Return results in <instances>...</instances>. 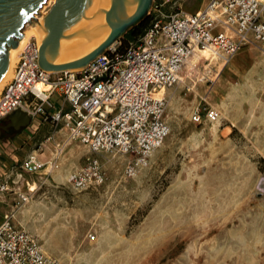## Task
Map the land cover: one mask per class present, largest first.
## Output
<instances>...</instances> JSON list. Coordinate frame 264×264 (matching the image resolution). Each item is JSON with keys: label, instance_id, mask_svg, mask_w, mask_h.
<instances>
[{"label": "rangeland", "instance_id": "374dc122", "mask_svg": "<svg viewBox=\"0 0 264 264\" xmlns=\"http://www.w3.org/2000/svg\"><path fill=\"white\" fill-rule=\"evenodd\" d=\"M200 1L169 0L161 12L193 13ZM137 40L129 30L120 42ZM210 64L201 58L184 84L166 91L171 132L133 177L126 173L132 157L91 154L67 137L57 141L65 144L59 171L28 175L21 169L26 157L51 159L55 145L28 131L3 140L1 173L22 175L21 192L35 188L17 225L62 264H264V58L247 46L227 65ZM51 103L59 109L62 100L54 95ZM200 104L220 119L193 122ZM90 160L99 161L106 181L76 191L68 179ZM16 198H1L3 216ZM89 235L97 241L90 243Z\"/></svg>", "mask_w": 264, "mask_h": 264}, {"label": "built area", "instance_id": "2783aa9c", "mask_svg": "<svg viewBox=\"0 0 264 264\" xmlns=\"http://www.w3.org/2000/svg\"><path fill=\"white\" fill-rule=\"evenodd\" d=\"M168 3L155 0L150 24L135 43H117L85 69L43 71L39 46L32 40L1 94L0 122L9 121L17 111L27 113L31 124L39 117L52 125L47 141L54 142L55 134L65 130L67 141L80 142L91 154L132 157L126 173L135 176L171 132L165 119L166 91L184 84L186 74L197 68L192 58L205 53L227 65L247 46L264 58V0H209L194 15L181 12L164 16L161 9ZM201 58L209 61L204 55ZM38 84L47 89L38 91ZM54 95L62 100L59 109L51 103ZM204 119L216 122L220 113L200 104L192 120L202 123ZM64 145L55 143L53 158L46 162L36 153L28 155L22 171L51 175ZM105 181L98 160H90L68 179L76 191L102 186ZM34 192L32 188L15 192L8 181H0V198L11 193L17 196L13 211L0 224V264H62L16 223L18 211L31 201ZM88 241L94 243L97 237L89 235Z\"/></svg>", "mask_w": 264, "mask_h": 264}, {"label": "water", "instance_id": "95a60500", "mask_svg": "<svg viewBox=\"0 0 264 264\" xmlns=\"http://www.w3.org/2000/svg\"><path fill=\"white\" fill-rule=\"evenodd\" d=\"M48 0H0V81L9 65V49L16 48L21 31L36 18ZM96 1L103 2L107 37L90 53L70 60H58L59 46L67 28L73 34L74 27L90 18ZM155 0H56L43 21L44 38L39 49V65L46 72H64L85 69L99 56L120 42L132 28L147 20ZM16 130L27 128L31 118L17 111L8 119Z\"/></svg>", "mask_w": 264, "mask_h": 264}, {"label": "bare ground", "instance_id": "6f19581e", "mask_svg": "<svg viewBox=\"0 0 264 264\" xmlns=\"http://www.w3.org/2000/svg\"><path fill=\"white\" fill-rule=\"evenodd\" d=\"M55 3L56 0H48L46 5L42 7L38 14L42 13L48 6L54 5ZM106 11V5L101 1H96L90 18L77 25V27H74L73 34H70L69 28H67L61 39L57 59H75L85 56L93 51L107 37L109 31L105 26ZM43 19L44 18H41L40 21L42 22ZM21 33L22 37L19 40L18 46L16 48L9 49V65L4 77L0 81V97L5 86L14 78L15 69L20 57L31 41L35 40L40 49L44 38V25L43 23H41V25H32L27 23ZM115 45H113L111 48H113ZM203 55L209 58V61L211 62L209 66L216 63V58H211L205 53L196 55L194 58H192L191 63H197ZM46 89L47 87L43 84L37 85L38 91H43ZM55 169H60V159L57 160Z\"/></svg>", "mask_w": 264, "mask_h": 264}, {"label": "crops", "instance_id": "0c3cea01", "mask_svg": "<svg viewBox=\"0 0 264 264\" xmlns=\"http://www.w3.org/2000/svg\"><path fill=\"white\" fill-rule=\"evenodd\" d=\"M208 1L209 0L200 1L199 8L193 13L185 12L184 10L182 11V13L189 14V15H194V14L200 12L201 10H203L207 6ZM32 124H34L33 125L34 127L32 129H30V128L25 129L23 131V133L25 135H27V131L31 132L33 135H35V138L37 136L41 135V137L45 140L44 144H51V145L53 144V145H55V143H57L58 139H62V138H66L67 137L66 131L62 130V131H60V132L55 134V141L54 142H49V141H47V139H48L49 135L53 131L52 125L50 123L43 122L42 119L39 118V117ZM24 134H22V135H24ZM20 137H22V136H20ZM9 139H10V137L6 138V139H3V140L4 141H9ZM3 140H0V143ZM44 144H42V145H44ZM68 145H70V143ZM44 157H45V155H40L39 159L42 160L43 162H46V161L50 160V159H48V160L44 159ZM2 171H3V168H0V181H4V182L8 181L11 184L12 190H14L15 192H19V190L21 188L18 187L17 184L21 181V177L19 175H13L14 173L11 172L10 170L9 171H7V170L5 171L4 170V173H3L4 175H3L1 173ZM27 185L31 186L30 182H27ZM33 190H35V188H33ZM13 196H16V194L15 193L8 194V195H6L5 197L2 198L3 200H1V198H0V200H1L2 203L3 202L5 203V202H8V200H6V197H13ZM4 200H6V201H4ZM3 220H4V216L1 214V211H0V224L2 223Z\"/></svg>", "mask_w": 264, "mask_h": 264}, {"label": "flooded vegetation", "instance_id": "af4514ba", "mask_svg": "<svg viewBox=\"0 0 264 264\" xmlns=\"http://www.w3.org/2000/svg\"><path fill=\"white\" fill-rule=\"evenodd\" d=\"M21 132L12 127L10 121L3 120L0 122V140L16 136Z\"/></svg>", "mask_w": 264, "mask_h": 264}, {"label": "trees", "instance_id": "16d2710c", "mask_svg": "<svg viewBox=\"0 0 264 264\" xmlns=\"http://www.w3.org/2000/svg\"><path fill=\"white\" fill-rule=\"evenodd\" d=\"M147 26L146 23L142 22L139 25H137L136 27L132 28V32L133 35L135 37H138V39L144 34L145 30H146Z\"/></svg>", "mask_w": 264, "mask_h": 264}]
</instances>
